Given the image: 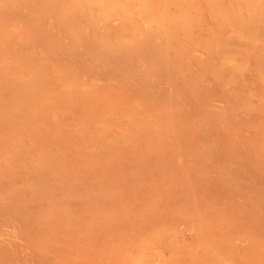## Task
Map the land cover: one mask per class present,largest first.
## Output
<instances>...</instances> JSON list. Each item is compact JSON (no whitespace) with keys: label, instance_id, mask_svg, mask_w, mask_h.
<instances>
[{"label":"rangeland","instance_id":"1","mask_svg":"<svg viewBox=\"0 0 264 264\" xmlns=\"http://www.w3.org/2000/svg\"><path fill=\"white\" fill-rule=\"evenodd\" d=\"M145 1L0 0V264H264V0Z\"/></svg>","mask_w":264,"mask_h":264},{"label":"bare ground","instance_id":"2","mask_svg":"<svg viewBox=\"0 0 264 264\" xmlns=\"http://www.w3.org/2000/svg\"><path fill=\"white\" fill-rule=\"evenodd\" d=\"M95 1L104 12H106L109 8H113V9L123 11L125 13L124 17H127L128 10L126 9L127 8L126 5L115 4L114 0H95ZM139 5H140L141 11L144 13L143 19L147 24L149 23L151 24L153 22L159 21V19H157V17L154 15V12L148 7V4L145 0H140ZM146 31H147V28H146Z\"/></svg>","mask_w":264,"mask_h":264}]
</instances>
